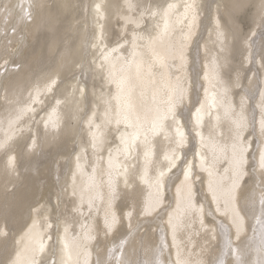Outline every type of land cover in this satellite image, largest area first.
Wrapping results in <instances>:
<instances>
[{
    "label": "bare ground",
    "instance_id": "1",
    "mask_svg": "<svg viewBox=\"0 0 264 264\" xmlns=\"http://www.w3.org/2000/svg\"><path fill=\"white\" fill-rule=\"evenodd\" d=\"M263 143L264 0H0V264H264Z\"/></svg>",
    "mask_w": 264,
    "mask_h": 264
},
{
    "label": "clouds",
    "instance_id": "2",
    "mask_svg": "<svg viewBox=\"0 0 264 264\" xmlns=\"http://www.w3.org/2000/svg\"><path fill=\"white\" fill-rule=\"evenodd\" d=\"M192 125L194 126L193 121H192ZM176 205L178 206L177 202H176Z\"/></svg>",
    "mask_w": 264,
    "mask_h": 264
}]
</instances>
